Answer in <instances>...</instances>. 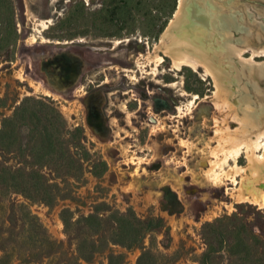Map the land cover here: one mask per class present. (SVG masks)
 <instances>
[{
	"label": "rangeland",
	"instance_id": "1",
	"mask_svg": "<svg viewBox=\"0 0 264 264\" xmlns=\"http://www.w3.org/2000/svg\"><path fill=\"white\" fill-rule=\"evenodd\" d=\"M179 1L0 0V264H264V205L234 196L251 169L225 185L205 172L212 78L171 70L169 57L155 74L136 63ZM227 1L206 0L221 9L215 27L190 13L172 31L200 25L230 101L242 114L245 85L262 130L264 71L237 79L222 20L234 43L264 48L262 35L242 37L264 34V0Z\"/></svg>",
	"mask_w": 264,
	"mask_h": 264
},
{
	"label": "bare ground",
	"instance_id": "2",
	"mask_svg": "<svg viewBox=\"0 0 264 264\" xmlns=\"http://www.w3.org/2000/svg\"><path fill=\"white\" fill-rule=\"evenodd\" d=\"M54 1L56 0H52V2ZM227 3L228 1L225 2V0H222V3L220 4H224L225 6ZM206 7V0H180L174 17L171 19L169 25L159 37V44L154 46V49L151 51V53H148L147 55L140 54L145 56V61L137 59L136 63L138 66H143L146 64L144 62H147V64L151 65L152 73L155 74L159 65L165 60V57H169L171 60V70H181L184 67H189L194 71H199L202 68V75L212 78L214 82V89L210 101L214 110L218 112V114H214L212 116L213 124L215 126L213 137L215 138L216 144L210 151L212 158L209 160V166L205 169V172L211 178L225 185L223 181L224 179H228L230 182L235 181L234 176H236L239 171L250 168L251 178L249 179L250 182H248L249 185L243 184L242 182L237 188L236 193H234V196L238 202L247 201L262 207L264 205V175L262 174L264 170V155L261 157L258 154V151L263 147L262 139L264 137V129L258 131L256 130L260 122L259 117L261 113L257 112V110L255 111V108L251 105V102L248 98L247 87L245 85H243L245 95L239 99L241 102L239 105L240 108H242V114L238 112V106L230 101L231 98L229 99V96H231L232 91H230L228 88H225L221 83V77L225 76L226 73H222L221 69L213 65L211 59L209 58V55L216 51L213 48L214 46H211L210 42L212 43V41L209 40V38L200 37L205 33L200 25L187 27L185 29L187 31L185 34L187 35L184 37L179 33H174L172 31L173 28L180 27L183 20L189 16L187 14L190 13L192 18L194 17V19L196 18L202 23L208 21L211 28L215 27V19L213 16L217 10L221 11V9L216 6L212 7L213 10L209 9V7L206 9ZM47 21L44 23L41 22V30L47 28ZM208 23L206 22V24ZM222 23L223 48L226 50L228 55L227 59L232 61L230 56L233 55L239 63V66L235 68V76L238 80H240L242 77H258V75L262 74L264 71V64H260L259 61L257 62L256 57L264 56V48H256L255 46L250 45L251 43L242 46L237 45L232 41L231 31H229L231 30L229 27H236L235 23L225 16H223ZM203 28H205V26ZM250 28L245 29L246 34L245 32L244 34L246 36H241L246 38L252 37V35H255L256 37H260L262 35L264 37V34H260L259 30L254 34ZM190 34H192V36H190ZM244 38L243 40L241 39L242 42H245ZM247 53L249 56H246ZM231 66L235 67L234 63ZM256 80L258 81L257 78L255 81ZM196 97V95H193L189 103H192ZM257 98L261 99L259 96H257ZM262 99L264 98L262 97ZM189 106L187 108H189ZM232 123L236 125L233 126ZM241 156L246 158L247 167L238 165V159ZM226 167L229 168L227 169ZM258 184H262V187H258Z\"/></svg>",
	"mask_w": 264,
	"mask_h": 264
},
{
	"label": "flooded vegetation",
	"instance_id": "3",
	"mask_svg": "<svg viewBox=\"0 0 264 264\" xmlns=\"http://www.w3.org/2000/svg\"><path fill=\"white\" fill-rule=\"evenodd\" d=\"M58 64L60 65L61 68L64 69V72H66V74H68V76L75 71L74 64L70 60H68V59L59 60V63ZM69 65L70 66H73V70H70Z\"/></svg>",
	"mask_w": 264,
	"mask_h": 264
}]
</instances>
